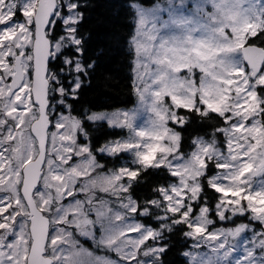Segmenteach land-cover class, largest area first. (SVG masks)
<instances>
[{
  "label": "snow or ice",
  "instance_id": "1",
  "mask_svg": "<svg viewBox=\"0 0 264 264\" xmlns=\"http://www.w3.org/2000/svg\"><path fill=\"white\" fill-rule=\"evenodd\" d=\"M95 7L0 0V264H192L201 247L202 264H264V0L107 5L144 126L75 108L112 54Z\"/></svg>",
  "mask_w": 264,
  "mask_h": 264
},
{
  "label": "trees",
  "instance_id": "2",
  "mask_svg": "<svg viewBox=\"0 0 264 264\" xmlns=\"http://www.w3.org/2000/svg\"><path fill=\"white\" fill-rule=\"evenodd\" d=\"M92 2L96 7L91 13L88 27L94 32L110 35L112 54L98 66L92 76L91 86L83 90L81 99L75 102V108L79 111L81 105H88L95 111H114L130 107L135 103L137 97L130 87L127 57L120 49L115 38L120 37L122 41L124 34L127 32V23L125 22L123 10L117 14L115 7L111 9L107 7L108 4H118L122 0H92ZM153 2L154 0H143L145 5H150ZM113 33H115V36H111ZM105 129L106 125L104 128L98 129L103 134L98 139H104L111 135V132L105 131ZM126 132L125 129L123 134H126ZM116 163V160L108 159L109 166ZM149 175H151V172ZM169 258L173 261V264H181L174 254H170Z\"/></svg>",
  "mask_w": 264,
  "mask_h": 264
},
{
  "label": "rangeland",
  "instance_id": "3",
  "mask_svg": "<svg viewBox=\"0 0 264 264\" xmlns=\"http://www.w3.org/2000/svg\"><path fill=\"white\" fill-rule=\"evenodd\" d=\"M162 2H164V0H162ZM246 6V5H245ZM185 15H187V11H185L184 13ZM165 19H167V17L165 16L164 17ZM157 27L159 28V25H157ZM195 27V25H194ZM154 35L157 36V39L156 41H154V45L155 47L153 48V55H156V51L155 49L156 48H159V43H160V37H171L173 35H179V32L178 30L175 28V26H169L168 28L166 29H160L159 32L157 33H154ZM194 36H199L200 33L199 32H196V33H193ZM172 45H166V47H171ZM159 56L163 59H167L169 56H171V53H165V51L163 49L160 50L159 52ZM148 63V73L149 75H151L153 72H155L156 68L158 67L154 62H152L151 60H148L146 61ZM144 69H142L143 71ZM136 101L135 103L130 106V107H127V108H120V109H116L114 111H95L97 114H102V113H109L110 115H114L115 113L119 112L120 110H128V111H137V116H136V119L134 121V123L137 125V126H144L146 124V122L148 121V117H149V113H147L145 110H144V105L142 103V100L141 98L138 97V95L136 94ZM257 180H260V179H264V177H257L256 178ZM257 203L261 206V208H264V198H261L257 201ZM242 238H246V237H243V234H242V237H237V240H240ZM89 244H91L92 248H88L84 245V242L82 244V246L86 249H88L89 251H96L95 248H94V245L92 244V242L90 240H87ZM190 243V242H189ZM241 250H242V245H241ZM193 251L195 253H197V255L195 256V259L192 261V264H202V261H207L210 257L214 258V253L211 252L210 249L208 248H205V247H201L200 249H193ZM97 254H103V253H100V252H97ZM189 259H192V258H189Z\"/></svg>",
  "mask_w": 264,
  "mask_h": 264
}]
</instances>
